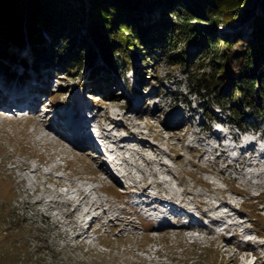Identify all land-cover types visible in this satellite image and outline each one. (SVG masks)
<instances>
[{
  "label": "rangeland",
  "instance_id": "1",
  "mask_svg": "<svg viewBox=\"0 0 264 264\" xmlns=\"http://www.w3.org/2000/svg\"><path fill=\"white\" fill-rule=\"evenodd\" d=\"M249 18L218 25L217 31L246 34ZM24 43L0 72L29 71L28 79L47 95L37 114L0 106V264H249L248 250L264 254V164L255 163L259 158L264 162V130L239 142L240 131L218 106L213 109L222 121L205 116V100L190 90L192 75L194 79L202 71L200 61L193 70L187 60L175 64L168 52L135 40L127 70L120 67L121 60L116 61L117 69L115 59L111 65L97 56L99 73L112 77L91 85L88 65L61 69L49 53L58 51L57 46L48 45L53 51L45 48L36 55L32 45ZM186 46L194 48L192 42ZM208 57L212 59L211 54ZM138 73L145 85L138 86L143 97L142 106L136 104L140 112L135 113L132 86ZM11 85L15 92L17 87L22 90V82L4 84L0 79L1 90ZM76 93L83 97L81 105L89 106L88 113L96 114L92 136L107 148V155L74 147L68 135H64L68 141L60 136L54 140L58 133L50 119L55 111L67 112L70 107L54 108L52 113L50 107L66 104ZM170 109L184 113L179 127L167 126L166 118L173 116ZM108 114L114 119H106ZM99 123L105 131L98 129ZM214 124L224 130L222 137L213 133ZM203 126L212 131L199 132ZM244 157L246 163L240 164ZM82 189L90 197H84ZM158 197H171L169 206L178 209L210 202L205 208L221 219L217 226L229 225L231 233L240 236L219 237L203 228L204 242L194 243L183 227L154 229L150 218L161 213L155 203ZM129 212L142 223L133 216L130 220ZM94 215L102 219H88ZM239 237L251 246L243 245L247 250L240 255ZM256 258L264 261L263 256Z\"/></svg>",
  "mask_w": 264,
  "mask_h": 264
},
{
  "label": "trees",
  "instance_id": "2",
  "mask_svg": "<svg viewBox=\"0 0 264 264\" xmlns=\"http://www.w3.org/2000/svg\"><path fill=\"white\" fill-rule=\"evenodd\" d=\"M144 1L0 0V66L27 40L36 55L57 46L49 53L61 69L88 65L90 84L98 85L112 75L99 73L97 56L111 65L115 59L117 69L121 60L127 70L140 40L168 52L175 64L187 60L194 70L201 62L200 74L190 77V90L205 100L207 118L222 120L216 105L242 131L264 128V0ZM249 16L246 34L217 31L218 25ZM190 42L194 48L188 50Z\"/></svg>",
  "mask_w": 264,
  "mask_h": 264
},
{
  "label": "bare ground",
  "instance_id": "3",
  "mask_svg": "<svg viewBox=\"0 0 264 264\" xmlns=\"http://www.w3.org/2000/svg\"><path fill=\"white\" fill-rule=\"evenodd\" d=\"M39 65V64H38ZM37 65V66H38ZM36 65H34V67H35ZM34 67L32 68V70H35L34 69ZM14 71L13 72H15L16 73V76L17 77H12L11 75H10V73H6V72H4V73H2V74H0V79H2V81H3V83L4 84H7L8 83V81H11V82H13V81H17V82H22V90H20L18 87H17V89H16V92H15V89H14V87H12V85L10 86V88L9 89H5V87L3 88L4 89V91L3 90H1L0 89V99L2 100V102L3 103H0V106H3V107H6L7 109H10V110H12V111H22L21 109H20V107L19 106H17V105H20L21 103H24V102H27V101H29V102H31L32 103V105H31V110H33V112L35 113V114H37L36 113V111H37V109H38V106L43 102V100L42 99H40V98H38L37 96H39V95H37V94H35V92L36 91H38L39 90V88H38V86L37 85H35V83L34 82H31V81H23L24 80V78L22 77V75L24 74V73H18V72H16L15 71V69H13ZM34 72V71H33ZM5 75H7V76H5ZM29 76V74H27V78H30V77H28ZM25 77V78H26ZM37 77H39V76H37ZM16 78V79H15ZM18 79V80H17ZM33 79V78H32ZM8 80V81H7ZM20 80V81H19ZM25 84H27V85H25ZM16 85V84H15ZM132 92H133V96H134V98L140 103V105L142 106V104H141V99H142V94L141 93H139V91H138V87L134 84L133 86H132ZM20 90V91H19ZM8 95V97L9 98H6V96ZM35 95H37V96H35ZM82 96H80L79 94H77L76 93V95H75V99L74 98H72L71 100H69V101H67V103L66 104H63V105H59V106H56V105H54V106H56V107H50V110H51V113H52V111L53 110H55V109H57V110H59V108H61L62 107V110H64L65 108H67V107H70V110L69 111H67V112H63V111H61V109H60V111H55V116H57V118L58 119H60V120H63V121H65L66 123H65V126H66V128L68 129V130H70V137L71 138H68V137H64V139L65 140H67V138H68V142H70L71 141V139H73L74 141L73 142H79V143H84V142H86V141H92L93 143H95V140H94V138H93V136H92V129H91V124H92V121L94 120V119H96V114H93V113H88V112H90V111H88V107L89 106H85L84 104H82L81 105V103H80V101H83L82 100ZM55 108V109H54ZM49 109V108H48ZM171 110L172 109H170V111L169 112H171ZM65 111V110H64ZM175 111V110H174ZM173 111V112H174ZM176 113V112H175ZM171 114L172 115H176V114H173L172 112H171ZM50 115V112H48L47 113V116H49ZM114 116L113 115H111V114H108V115H106V119H110V118H112V119H114L113 118ZM170 118H167V121L169 120ZM52 122H54L55 120H57V119H50ZM100 128H103L104 129V131H105V128H104V126L102 125V123H99V126H98V129H100ZM74 131V132H73ZM128 131H130V129H128ZM129 134H133V131H130V133ZM101 136H103V135H101ZM135 136V135H134ZM104 137V136H103ZM113 150H115L116 151V149H114L113 148ZM117 154H118V152H116ZM253 156H255V154L253 155ZM245 159H243V158H241L240 159V161H239V163L240 164H243V163H246L245 162V160L247 159L246 157H244ZM251 159V158H250ZM253 159H255L254 157H252V161H253ZM257 161H255V163L256 164H259V165H263L264 164V162L262 161V159L261 158H259V159H256ZM104 162H105V160H104ZM113 170V169H112ZM205 171H208L207 169L205 170ZM149 183V182H148ZM214 183V182H213ZM137 185V184H136ZM149 186H150V183H149ZM144 187V189H148V187H146V186H143ZM84 189H82V194H83V196L84 197H90V195H89V193L88 192H86L85 190L83 191ZM136 191H138V189L136 188L135 189ZM132 192V191H131ZM127 195H130V193L129 192H127V194H126V196ZM160 198V199H159ZM163 200H170V201H174V199H172L171 197H169V198H161V197H158V201L157 202H155L156 204H160L161 205V203L160 202H162ZM147 203H150V202H147ZM203 204H206V205H208V204H211L210 202H202ZM208 203V204H207ZM222 203H227V202H222ZM171 204H173V203H171ZM149 205V204H148ZM175 206V205H174ZM210 206V205H209ZM150 207L153 209H155V205L154 206H151L150 205ZM177 208H179L178 206H176ZM184 207V206H183ZM181 208V210H184L185 208ZM169 208V210H172V207H168ZM164 209V208H163ZM161 210V209H160ZM185 210H187L188 212H190L192 215H194L191 211H189L188 209H185ZM161 213H164V215L162 216L161 215ZM160 213V217H159V221H160V223L161 224H163V223H165L166 221H167V215H165V213L166 212H161ZM179 217H181L180 215H179ZM93 218H95V216L93 217ZM102 219V218H101ZM101 219H99L98 218V216L95 218V219H92V221H97V220H101ZM219 220H221V219H219V218H217V219H215L214 221L216 222V223H218V222H220ZM91 221V222H92ZM232 224V223H231ZM227 226H229V225H227ZM213 241H217L216 239H214ZM241 250H243V249H241ZM240 250V251H241Z\"/></svg>",
  "mask_w": 264,
  "mask_h": 264
}]
</instances>
